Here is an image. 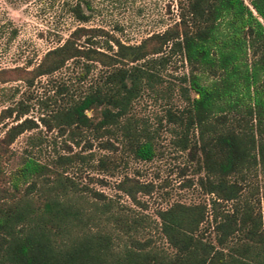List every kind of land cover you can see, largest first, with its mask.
I'll use <instances>...</instances> for the list:
<instances>
[{
    "label": "trees",
    "instance_id": "trees-1",
    "mask_svg": "<svg viewBox=\"0 0 264 264\" xmlns=\"http://www.w3.org/2000/svg\"><path fill=\"white\" fill-rule=\"evenodd\" d=\"M178 3L176 20L136 42L77 24L32 65L0 69V80L31 84L72 60L79 67L75 82L57 83L42 123L53 119L60 129L106 135L101 147L142 160L154 155L158 126L136 116L134 103L150 91L164 101L157 123L169 124L173 143L188 148L197 184L212 196L174 200L156 208L151 221L89 200V188L66 172L79 161L111 173L114 156L91 163L81 153H56L49 161L26 155L7 173L0 168V264H264V190L257 194L249 185V176L264 171V0ZM70 10L81 21L90 15L79 2ZM175 55L186 66L177 81L164 76ZM26 111L21 104L16 118ZM36 125L30 117L11 124L0 155ZM115 187L134 201L151 188L126 173ZM151 222L162 241L147 233Z\"/></svg>",
    "mask_w": 264,
    "mask_h": 264
},
{
    "label": "rangeland",
    "instance_id": "rangeland-1",
    "mask_svg": "<svg viewBox=\"0 0 264 264\" xmlns=\"http://www.w3.org/2000/svg\"><path fill=\"white\" fill-rule=\"evenodd\" d=\"M86 1L89 8L84 0H0V69L32 65L46 49L62 41L77 24L101 26L124 41L136 42L176 20L179 9L178 0ZM75 2H79L82 11L90 13L86 21L77 19L70 10V5ZM98 69L99 65L95 64L90 75ZM78 70V65L68 60L51 74L35 77L31 84L20 78L0 80V138L11 124L23 117H30L37 124L18 133L1 151L0 168L3 173H7L26 155L49 161L56 153H81L88 155L91 163H95L97 157L107 155L118 160L111 173L79 161L66 167L68 175L89 188L85 194L91 201H107L115 212L147 215L151 221L156 218V208L174 200L207 202L212 194L205 193L197 184L198 172L194 169V159L189 156L188 148L181 149L173 143L169 124L166 125L164 120L157 123L156 116L163 112L164 101L150 91L137 97L134 103L136 116L146 119L151 127L158 126L154 155L148 160L134 159L119 148L101 147L98 141L106 135L94 137L87 130L60 129L51 118L49 125L42 123L39 117H49L50 97L55 93L57 83L64 82L70 86L75 82ZM165 70V77L177 81L175 76L186 71V66L175 55L166 64ZM180 98L174 90L172 101L179 105L182 102ZM21 104L26 105L27 111L16 118V110ZM7 107L12 110L8 112ZM86 112L90 113L89 110ZM123 173L149 184L150 191H139L138 201L132 200L115 187V182ZM249 185H256V193L261 194L264 190V171L258 170L255 175L249 176ZM92 190L102 196L93 194ZM147 233L162 241L153 223Z\"/></svg>",
    "mask_w": 264,
    "mask_h": 264
}]
</instances>
